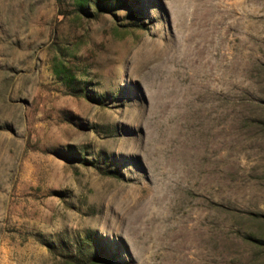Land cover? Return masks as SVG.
<instances>
[{"label": "rangeland", "instance_id": "1", "mask_svg": "<svg viewBox=\"0 0 264 264\" xmlns=\"http://www.w3.org/2000/svg\"><path fill=\"white\" fill-rule=\"evenodd\" d=\"M0 264H264V0H0Z\"/></svg>", "mask_w": 264, "mask_h": 264}]
</instances>
